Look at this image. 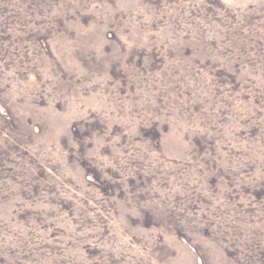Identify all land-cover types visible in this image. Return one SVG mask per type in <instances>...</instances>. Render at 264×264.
Instances as JSON below:
<instances>
[{"label": "rangeland", "instance_id": "obj_1", "mask_svg": "<svg viewBox=\"0 0 264 264\" xmlns=\"http://www.w3.org/2000/svg\"><path fill=\"white\" fill-rule=\"evenodd\" d=\"M0 264H264V0H0Z\"/></svg>", "mask_w": 264, "mask_h": 264}]
</instances>
